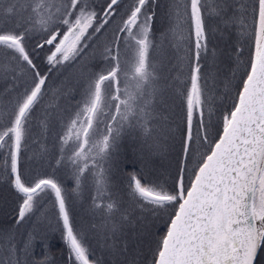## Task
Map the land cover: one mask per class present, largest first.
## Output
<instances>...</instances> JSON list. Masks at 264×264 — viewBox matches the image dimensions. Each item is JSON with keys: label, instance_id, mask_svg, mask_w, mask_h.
Instances as JSON below:
<instances>
[{"label": "snow or ice", "instance_id": "obj_1", "mask_svg": "<svg viewBox=\"0 0 264 264\" xmlns=\"http://www.w3.org/2000/svg\"><path fill=\"white\" fill-rule=\"evenodd\" d=\"M156 7V0H0V171L18 201L14 223L39 226L50 210L70 264H98L69 203L87 188L99 218L91 230L114 249L123 242L125 251L132 207L113 196L112 152L125 130L153 135L162 118L160 83L165 71L175 72L182 126L171 183L135 171L126 177L132 205L167 214L145 264H264V0H172L159 38ZM206 16L238 29L236 67L228 74L203 70ZM101 37L102 66L85 78L74 109H61V93L49 85L53 71L73 66L89 49L96 59ZM53 128L56 167L70 174L71 193L41 170L48 153L41 141ZM29 141L40 151L25 166ZM35 244V232L18 238L0 229V264H47V256L34 257Z\"/></svg>", "mask_w": 264, "mask_h": 264}, {"label": "rangeland", "instance_id": "obj_2", "mask_svg": "<svg viewBox=\"0 0 264 264\" xmlns=\"http://www.w3.org/2000/svg\"><path fill=\"white\" fill-rule=\"evenodd\" d=\"M158 7H156V16L153 22L154 34L157 38L161 33L165 32L169 25L168 11L172 0H156ZM205 25L208 35L207 49L202 52V64L205 72H214L217 68L222 70V75L228 74L230 68L236 67L237 53L234 48L237 44L238 29L232 27L225 30L223 25L219 23L215 17L205 18ZM114 27V25H113ZM109 29L106 36L111 35ZM105 37H101L98 42L101 45L96 51V59H92V50L89 49V55H86L79 62L71 67H65L60 71H53L50 77L49 85L53 90H59L66 95H70L68 88L75 87L78 95L71 110L75 107L77 100H79L78 90H82L84 80L91 71H98L102 66L99 62V52L102 51V43ZM244 55L240 57L241 60L247 61L249 47L244 44ZM168 51L167 42H165V52ZM154 62L160 58V53H153ZM66 75L68 87L60 88L59 85L61 75ZM176 75L175 72L169 74L164 72L165 79L161 81L160 87L162 95L158 98L157 110L161 114V119L156 123L153 135L145 139L139 133V130H125L116 142L113 149L110 161L113 196L118 200L124 202V206L131 205L129 221L124 223L125 234L127 236V248H124L122 242L117 248L111 247L112 241L107 243L100 232L91 230L93 223H98L99 218H94L91 211L90 193L85 188L79 197L74 194L70 195L69 203L73 209L76 223L78 227H82L87 233L89 242L92 247L94 260L98 264H145L146 261L151 260L150 249L153 248L154 240L159 239L166 231L165 221L167 214L160 215L151 211L141 210L139 207L132 205V202L126 191V177L130 172L135 171L138 175H144L150 180H168L171 179L176 172L177 154L179 151V132L181 128V112L180 99L175 95L174 81L172 77ZM63 83V81H62ZM4 87L0 84V89ZM61 95L59 97V103ZM48 97L45 98L44 104L37 109L38 115L42 116V108L47 105ZM221 103V101H217ZM231 99L225 98L223 104L230 106ZM61 109L65 107L60 103ZM166 118V119H165ZM58 129L53 128L51 132H45L43 140L46 142L48 153L42 162V171L49 174H55L65 183L69 193L75 187L74 181L71 179L69 173L64 168L57 169L56 159L58 158V149L55 146V133ZM39 139V138H38ZM40 151V143H33L29 141L28 149L25 156L22 158V163L25 166L34 164L35 162L29 158L34 153ZM17 198L13 192L8 178L3 171H0V229H11L17 234V237L26 235L29 232H35L36 244L34 250V257L37 260L44 256L48 257L47 264H70L68 251L61 239V233L57 224L56 217L48 211L46 217L42 218L39 226L34 220H25L20 224H15L17 213ZM119 222V221H118ZM43 245L42 246V243Z\"/></svg>", "mask_w": 264, "mask_h": 264}, {"label": "bare ground", "instance_id": "obj_3", "mask_svg": "<svg viewBox=\"0 0 264 264\" xmlns=\"http://www.w3.org/2000/svg\"><path fill=\"white\" fill-rule=\"evenodd\" d=\"M67 76L66 75H61L58 77V79H60V83L61 85H59L60 88L62 87H68L67 85V80H66ZM63 81V83H62ZM67 90V89H66ZM65 89L63 90V93L61 94V100L60 103L67 109L71 110L73 105H74V101H76L78 95H76L77 93V89L73 86L68 88V91L70 93V95H66V93L64 91H66ZM73 97H75V99H73Z\"/></svg>", "mask_w": 264, "mask_h": 264}]
</instances>
